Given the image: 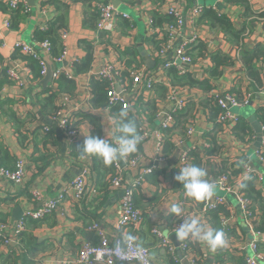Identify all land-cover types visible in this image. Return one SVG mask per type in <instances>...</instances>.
I'll use <instances>...</instances> for the list:
<instances>
[{
  "label": "crops",
  "instance_id": "crops-1",
  "mask_svg": "<svg viewBox=\"0 0 264 264\" xmlns=\"http://www.w3.org/2000/svg\"><path fill=\"white\" fill-rule=\"evenodd\" d=\"M8 1L11 0H0V3L6 4ZM12 1L20 3L23 11L16 13L12 20L8 13L0 11V58L8 67H16L19 75L26 80L21 89L6 84L0 88V156L3 157V167L9 169L13 167L17 158L23 159L26 177L22 186L13 185L0 178V224L11 233L15 225L23 221L24 229L22 235L20 233L21 236H17V243L0 245V264H57L62 261H71L83 243L96 244L98 242L97 234L88 230L92 223H98L105 235L111 238L122 235L124 237L131 233L129 229L120 233L114 231L120 192L108 191L104 186L100 164L97 166L98 169L93 171L91 170V157L81 158L79 155L80 146L86 139V135H91L92 131L91 124L82 119L81 115L89 114L96 117L100 137L108 139L118 136L117 117L110 107H103L97 103V94L91 91L90 83L92 78H95L94 73L104 63L112 62L129 67L137 66L132 63H138L147 69L159 72L152 93L139 96L140 99L136 100L135 105L133 103L134 114L140 116V124L156 127L157 121L154 113L164 103L166 93L163 91H167L170 81L165 72L158 69L160 60L152 56L155 47L152 44L153 38L148 35L147 24L148 20H152L153 13L165 15V10L170 5L180 8L183 15H187L188 10L197 5L213 8L217 15H222L230 21L236 33L239 32L235 36L234 34L229 35L218 25L211 24L203 15L202 18L199 16L200 18L196 20L195 30L198 40L189 50L194 60L188 72H191L195 79H207V71L212 66L210 55L214 52H221L220 54L230 58L231 62L221 67L219 77L210 80L212 89L209 93L199 89H187L193 104H189L178 113L180 119H176L169 131L164 132V142L170 141L173 151L165 155L166 161L153 170L134 198L136 207L145 213L144 223L136 232L137 244L149 249L152 264H172L165 249L161 248L150 230L153 225L158 224L174 247H176L174 243L179 244L182 241L176 233L170 231L173 214L170 208L173 203L180 204L191 219L203 220L200 203L186 197L181 184L178 183L177 187L173 186L175 180L173 173L178 171L176 168L178 153L189 147L192 141L200 142V144L207 143L204 140L205 135L217 129L214 119H210L212 111L202 105L204 98L217 92H235L239 95L255 93L252 104L238 112L239 116L246 120L254 116L258 107L264 108V65L258 68L260 83L256 86L247 77L241 62L239 45L236 46V41H241L245 50L254 49L257 45L264 47V0H245L246 7L241 3L227 0H109L114 8L117 6L116 28L109 34L97 32L91 28L93 23L88 22V26L84 23L85 13L89 15L97 12L95 5L93 7L80 0ZM122 15L128 18H123ZM58 17H63L66 23L67 36L64 41L66 55L61 64L54 63L49 57L47 58V70L52 67L53 72L51 81L44 86L42 81L47 74L42 79L33 80L26 71L28 70L27 63L14 50L13 45L20 42L32 46L34 31L45 27ZM6 22L9 23V27L4 26ZM191 29V26L185 25L179 40L189 38ZM82 43L91 45V62L87 71L75 74L73 66L76 63L80 65L87 57V51ZM60 68L67 69L74 82V90L65 107V112L74 116L79 138L77 142L70 143L67 136L55 126L52 130L55 136V146L46 145V151L41 148L37 150L36 145H40L42 140L35 130L41 127V124L48 122L46 114L50 110V106L45 104V97L48 96V92L55 90H58L60 94L63 92L57 89L53 79L54 72ZM260 90L263 91L262 94L257 95ZM60 94L55 96L54 106ZM191 115H194L195 133L193 138L187 141L184 123L186 117ZM13 116L25 123L23 130L27 131V137L22 145L19 144L14 133ZM151 117L152 119H149ZM217 132L220 133L217 139L222 146L221 160L233 162L240 156L254 158L255 134L253 130L254 139L247 144L237 142L227 129L220 127ZM39 133L41 134V130ZM263 146L264 138L261 147ZM140 154V164L145 167L150 166L156 155L155 143L153 141L141 142ZM195 155L200 160L198 165L207 170V179L210 182L214 176L217 157L203 158L201 153H195ZM81 162L85 165L81 166ZM255 166L258 167V165ZM39 167L44 168L39 171ZM258 169L262 172L260 165ZM155 171H158L156 176L153 175ZM235 171L236 175L240 172ZM78 174L84 175L83 177L89 182L86 195L81 203L72 207L65 203L67 213L64 215L53 214L42 220H30L24 217L27 211H33L40 205L39 202L32 200V189L39 191L43 198H53ZM99 175L101 178L97 182ZM90 186L96 194H90ZM257 188L261 189L264 197V179ZM98 189L100 193L96 191ZM217 194L223 196L214 189V195ZM225 198L227 200L225 209L229 210V216L222 217V220L228 219L233 223L230 229L237 236L228 241V246L234 250V256H239L242 252L249 254L250 233L248 228L238 216L235 199L231 196H225ZM16 208L21 211L17 220L13 213ZM260 221L259 216V221L256 223L258 228ZM201 224L209 227L206 220ZM200 249L202 255H207L205 264H213L217 249L211 251L204 242H201Z\"/></svg>",
  "mask_w": 264,
  "mask_h": 264
},
{
  "label": "built area",
  "instance_id": "built-area-1",
  "mask_svg": "<svg viewBox=\"0 0 264 264\" xmlns=\"http://www.w3.org/2000/svg\"><path fill=\"white\" fill-rule=\"evenodd\" d=\"M10 8H15L20 3L15 1H8L6 3ZM96 10L98 12L97 30L101 32L112 33L116 28V9L112 3H96ZM205 7L195 6L188 10L187 15H183L180 8L176 5H170L165 10V15L172 18V23H166L159 27H154L152 20H148L147 28L148 35L152 40L159 41V48L152 51V56L159 59L158 69L165 71L169 68L174 69L179 75L187 73L189 67L193 65V58L189 55L191 46L198 40V35L195 30V22L198 17L203 13ZM123 18H128L122 15ZM185 25L192 27L189 38L179 40L182 36V30ZM9 27V23L4 24ZM67 33L61 35L65 41ZM34 43V42H33ZM15 51L20 54L27 55L33 60L37 61L41 66V75L45 76L47 72L48 54L50 52V43L42 41L34 43L32 46L17 42L13 45ZM66 49L62 54L54 60V63L61 64L65 58ZM259 67L264 63H259ZM29 74L28 70H26ZM126 71L128 78L121 79V73ZM13 86L21 89L25 85L24 77L19 75L16 67H8L6 71ZM158 71L147 69L144 65L138 67L125 69L122 65L109 62L104 63L100 69L94 73V77L98 80H104L107 83V102L111 105L119 104L124 109L129 106L128 99L134 100L138 96L152 93L153 85L156 81ZM64 75L66 78L71 79L67 69H57L53 74V79ZM263 91H259L262 94ZM254 93H245L239 99L232 92H217L209 94L219 113L216 122L223 128L230 131V129L238 123L240 117L238 113H233V110L248 107L252 104ZM70 97L60 94L57 98V112L47 117L46 123L41 124L42 132H48L51 125H55L59 131L67 136L70 143L77 142L79 138V130L77 126L71 127L75 123L74 116L65 112ZM192 99L187 93L186 89L168 87L164 103L155 112V120L157 121L156 127L152 128L148 124L141 123L138 128L140 134V141H153L155 143L156 155L150 166H142L140 164L141 154L129 155L123 160L116 161L111 164L113 175L110 179L113 190L120 192L118 200L117 220L114 224V231L116 233L131 230L130 234L126 236H117L111 238L102 231L98 223H92L89 231H94L98 236L96 244L83 243L73 260L58 262L57 264H152L149 249L137 244L136 232L141 228L144 223L143 211L135 207L134 198L140 192L141 186L146 182V178L153 173V170L161 163L166 161V156L162 153V145L164 142L163 131L170 129L175 121V115L180 113ZM168 108V110H167ZM264 133V125L261 126ZM194 115L186 119L185 135L186 140H191L194 136ZM116 137H109V142H115ZM188 141V140H187ZM263 141V140H262ZM220 144V142H219ZM262 145V144H261ZM207 143H197L192 141L189 147L184 148L178 153L176 168L179 171L181 167L191 165V153H201L204 149H208ZM254 158H248L245 161H240L239 164L233 169L231 166L236 161L228 163L229 171H222L219 168L220 158L217 159V166L214 168V176L210 183L215 185L217 192L222 193L223 196L213 195L210 199L201 201L202 205L200 212L204 214L212 210L217 205H226L227 200L225 196H231L235 199L237 205L238 216L242 222L247 226L250 233L248 244L247 257L245 258L246 264H264V254L259 252V243H264V234L259 233L256 223L259 221L260 212L255 206L253 201L248 198L243 192L240 191V182L247 178L253 177L257 186L262 183L264 179V146L255 150ZM81 166L85 165L83 162ZM259 165L262 172L259 171ZM235 170L240 172L236 175ZM82 174H78L62 191L53 198H43L39 191L36 189L31 190L32 200L39 202V207L33 211H27L24 217L30 220H42L47 216L53 214L64 215L67 210L64 207L65 203L78 205L84 199L89 182ZM130 176V178L128 177ZM26 169L25 161L21 158L15 160L12 169L0 167V178L16 185L22 186L25 182ZM91 185V184H90ZM90 194H96L90 186ZM181 206V205H180ZM182 214H172V222L170 231L177 234L178 227L185 221L191 219L186 210L181 206ZM202 221H199L200 223ZM23 221L18 222L14 230L9 233L5 230L4 225L0 224V241L1 245H8L17 243V236L23 232ZM233 224L230 220L221 219L223 229H230ZM151 235L155 237L161 248L165 249L166 253L170 255L175 262L182 264H197L199 257L195 256L192 250L188 247V241L193 239H182L178 247H174L170 240L163 233L160 225H153L151 227ZM131 237V239L129 238ZM174 256H177V261Z\"/></svg>",
  "mask_w": 264,
  "mask_h": 264
},
{
  "label": "trees",
  "instance_id": "trees-1",
  "mask_svg": "<svg viewBox=\"0 0 264 264\" xmlns=\"http://www.w3.org/2000/svg\"><path fill=\"white\" fill-rule=\"evenodd\" d=\"M80 1H82V3H84V4H89V5L91 4L94 7V5L96 3H107L109 0H80ZM227 1L234 2V3H241V4L245 5V7L247 6L245 0H227ZM0 11L8 13V15L10 16V18L12 20V18L14 17V15L16 13H19V12L21 13V11H23V8L20 5H17V7H15V8H10L7 4L0 3ZM202 15H203V17L208 18V20L210 21L211 24L218 25L224 32H226L229 35L234 34V36H235L237 33H239V32L236 33L234 31L230 21L226 17H224L222 15H217L215 9H213V8H204L203 13L200 15L201 18H202ZM152 16H153L152 17V24L154 27H159V26H162L166 23H172V21H173L170 16L162 15L160 13H153ZM97 21H98V12L90 13L89 15H87L85 13V18H84L85 25L88 26V24H87L88 22L93 23L91 28L95 29L97 32H101V31L97 30ZM64 32H66V23H65L63 17H58L56 20L50 21V23H48V25H46L45 27L39 28V29L37 28L33 33V39H34L33 42L34 43H40L42 41H48L50 43V52L48 54V57L51 61L54 62V60L56 58H58L64 50V41L61 38V35ZM102 33L109 34L107 32H102ZM236 43H237L236 46L239 45V48H240L241 62H242L243 66L246 70L247 77L250 79V81L254 85L258 86L260 83L259 72H258V68H259L258 62L264 63V47L262 48L259 45H257V47H255L254 49L245 50V49H243V47H244L243 42L236 41ZM152 44L155 47L154 50H157L159 48L160 42L157 40L156 41L152 40ZM82 45L85 46V49L87 51V57L85 60H83L81 62L80 65H77V63H76L73 66V68H74L73 72L75 74L76 73L79 74V73H83V72L87 71L89 66H90V62H91V45L88 43H82ZM220 53L221 52H214L210 55V60L212 62V66L207 71L208 72V78L204 79V80L195 79L192 76L191 72H187V73L179 75L172 68L165 70L164 72L170 81V85L172 87H175V88L186 89V90L187 89H199L201 91H206V93H209L212 89V86L210 84V80L219 77L221 74V67L226 66V65L230 64V62H231L230 58H228V57H226ZM20 55H21L23 61H25L27 63L26 66H27V69H28V72H29L31 78L33 80L34 79H42L43 76L41 75V66L39 65V63L27 55H23V54H20ZM189 55H190V52H189ZM132 64H135L137 66H130V67L125 66V65H122V66L125 69H128L131 67L132 68L138 67L140 65L138 63H132ZM0 66H1L0 88L3 86V84L13 86V83L11 82V80L9 79V77L6 73L8 66L2 62L1 58H0ZM80 66H81V68H80ZM120 77L122 80H126L128 78V73L126 71H123L121 73ZM54 83L57 86V89L59 88V90L63 91V92H61L62 94L66 95L68 97H71V94L74 90V82L72 81V79H68L64 75H61L58 78L54 79ZM90 86H91V91L93 93L97 94V97H96L97 103H99L103 107H110V109L113 110L114 115L118 119V122H119L118 127L119 128H120L121 123L125 119H129V120L134 121L136 123L137 129L139 128V126L141 125L140 121H139L140 116L138 117L136 114H134L135 110L133 108V103L135 105L136 100L140 99V98H138L139 96L136 97L134 100L128 99L129 106L127 109H124L119 104L111 105L112 106L111 107L107 102V88H108L107 83L104 80H98L96 78H92ZM154 86L155 85H153V88H155ZM260 87L261 86H259V88ZM259 88H257V90ZM58 92H59L58 90L52 91L50 93L48 92V96L45 97V104L47 106H50L49 113L47 110L48 114H46V118L53 116L58 110L57 103L55 106L53 105L55 96L57 94H60ZM164 92L166 93L167 91L164 90L163 93ZM232 93L235 94V92H232ZM235 95L239 99H241L244 94L239 95L236 93ZM204 99L205 100H204V103H202V105H205L208 109H210L212 111L210 113V119H212V118L214 119V122H215L214 124H215V126H217L216 127L217 129L215 131H213L212 133L205 135L206 137H204L205 138L204 140L209 145V148L203 150L202 156H203V158L212 156V157H217V159H218L221 157V148H222V146L219 144L218 139H217V136L220 134L219 132H217V130H219L221 127L216 122V118H217V115L219 113V109L216 108L211 97H206ZM189 104L192 105L193 103H188L187 106ZM121 112H126L127 117H122L120 115ZM191 116H193V115H191ZM191 116H188V117H191ZM154 117H155V113H154ZM178 117H179V114L175 115V120L180 119ZM188 117H186V119ZM254 117L261 126L264 125V108L258 107L254 112ZM81 118L87 120L92 126V131H91L90 136H100L99 129H97L98 125H97L96 117L89 115V114H82ZM149 119H152V117ZM186 119H185L184 124H186ZM147 122H149L148 119H147ZM12 125L14 128V133L18 138V142L20 145H22L24 140L27 137V131L23 130L25 123H23L22 121H19L18 119L15 118V116H13ZM73 126H76L75 123L73 125H71V127H73ZM53 129H55V125H51V129L48 132H42L41 127H38V129L35 130L36 132H38V135L41 136V140H42V142L40 141V145H36L37 150H39V148H41V150L45 149V151H46L47 150L46 145L47 146L49 145L50 147L55 146V141H54L55 136H54V133L52 132ZM40 130H41V134L39 133ZM166 131H169V129ZM166 131H163V137H164V132H166ZM118 134L120 135L119 130H118ZM230 134L237 142H240L242 144H247L248 142H251L252 139H254V135H253V132L251 130L250 124L243 117L238 118V123L230 129ZM140 151H141V141H139V143L137 145L136 152L132 153L131 155L140 154ZM172 151H173V145L171 144V142L170 141L163 142L162 153L164 155H166V154L168 155ZM3 153L6 155V152H4V150H3ZM190 157H191V165L192 164H195V165L199 164L200 160L195 155V153H191ZM247 158H248L247 156H243V157L240 156V157L235 158L236 161L232 164L231 167L233 169H235L240 161H245V160H247ZM2 159H3V157L1 158V156H0V167L5 168L2 165ZM91 160H92L91 170L96 171L98 169L97 166L100 164L101 170L103 171L104 186L108 189V191H114L112 186H111V183H110V179L113 175L112 166L111 165H105L101 159L94 157V156L91 157ZM220 160H221V158H220ZM228 163H231V162L229 160L228 161L221 160V162H220L221 167L219 169L222 171H229L227 168ZM14 164H15V162H14ZM214 166H217V161H216ZM13 167H14V165H13ZM41 168H44V167H39L38 170L40 171ZM7 169H9V168H7ZM157 172L158 171H155V173L153 175H155V176H156V174L158 175ZM173 174L176 175V172L174 171ZM234 174H236V171H234ZM100 178H101V176L99 175V179L97 182L100 181ZM147 178H146V181H147ZM177 185H178V182L174 180L173 186L177 187ZM96 191L98 193H100L99 189ZM240 191L243 192L248 198H250L253 201V203L255 204V206L257 207V209H259L261 221H260L259 228L257 227V229H258L259 233L264 234V197L261 193V189L257 188V185L254 181V178L250 177V178H247L244 181H242V183L240 184ZM199 203H200V208H201L202 202L200 201V202H198V204ZM135 207H136V205H135ZM144 214L145 213H143V216H144ZM204 216H205L204 218H205L206 222L209 223V227L223 232L225 235V240H226L225 245L217 248V254H216L217 256L215 259L216 262L214 261L213 264H224L226 262H228L230 264H246L245 258L247 257V253L242 252L241 255L234 256V250L228 246V241L232 237L237 238V236L232 229H229V228L223 229V227L221 225L222 217H228L229 216V210L225 209V205L221 204V205L215 206V208H213L212 210L207 211L204 214ZM144 218H145V216H144ZM21 235H22V233H21ZM243 237H245V236L243 235ZM1 244L2 243L0 241V245ZM200 244H201V242L197 241V240L188 241V247L192 250V252L195 256L199 257L197 264H201L202 262L205 264V260H206L207 255L206 256L202 255L203 253H201L202 250L200 249ZM258 247H259V252L264 254V243H259ZM168 257H169L171 263L173 262L174 264H178L177 262L174 261V259L170 255H168ZM174 257L177 261V256H174ZM206 262H207V260H206Z\"/></svg>",
  "mask_w": 264,
  "mask_h": 264
},
{
  "label": "clouds",
  "instance_id": "clouds-1",
  "mask_svg": "<svg viewBox=\"0 0 264 264\" xmlns=\"http://www.w3.org/2000/svg\"><path fill=\"white\" fill-rule=\"evenodd\" d=\"M122 117H127L126 112H121ZM120 135L115 138V142L100 136L86 135L82 146L79 148V155L84 157H97L105 165L127 158L136 152L137 145L141 139L136 123L125 119L119 128ZM208 172L199 165H187L181 167L174 176L175 181L182 185L185 196L193 201L200 202L210 199L214 195L215 185L207 179ZM170 212L176 215L182 214L180 204L173 203ZM180 239L191 238L204 242L211 251L225 245V235L223 232L211 227H205L196 219L185 220L177 229ZM131 239V237H129Z\"/></svg>",
  "mask_w": 264,
  "mask_h": 264
},
{
  "label": "water",
  "instance_id": "water-1",
  "mask_svg": "<svg viewBox=\"0 0 264 264\" xmlns=\"http://www.w3.org/2000/svg\"><path fill=\"white\" fill-rule=\"evenodd\" d=\"M28 1V0H27ZM116 1V0H115ZM114 3V1H113ZM29 6H31L30 3H28ZM113 5V4H112ZM114 7V5H113ZM117 8V6L115 7V9ZM145 55V54H144ZM47 61V59H45ZM52 72H53V68L51 67L50 69L47 70L46 72V77L43 79L42 81V84L44 86H46L50 81H51V78H52ZM239 111L237 109L233 110V113H238ZM247 121L249 122L250 124V127L251 129L253 130L254 134H255V142H254V145H253V150H257L261 147V144H262V140L264 138V133L262 132L261 130V125L258 123V121L255 119L254 116H251L249 118H247ZM18 209V210H17ZM13 213L15 214V218L16 220L18 219L19 215L21 214V211L19 208H16L13 210ZM176 247H178V244L176 243L175 245ZM182 264H188L186 262H182Z\"/></svg>",
  "mask_w": 264,
  "mask_h": 264
},
{
  "label": "rangeland",
  "instance_id": "rangeland-1",
  "mask_svg": "<svg viewBox=\"0 0 264 264\" xmlns=\"http://www.w3.org/2000/svg\"><path fill=\"white\" fill-rule=\"evenodd\" d=\"M245 109V108H244ZM243 110V109H242ZM241 111V110H240ZM174 245H176V243H174Z\"/></svg>",
  "mask_w": 264,
  "mask_h": 264
}]
</instances>
